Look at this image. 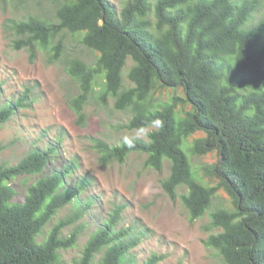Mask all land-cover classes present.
<instances>
[{
	"label": "trees",
	"instance_id": "obj_1",
	"mask_svg": "<svg viewBox=\"0 0 264 264\" xmlns=\"http://www.w3.org/2000/svg\"><path fill=\"white\" fill-rule=\"evenodd\" d=\"M261 5L262 0H123L117 9L111 0H61L55 22L30 15L10 23L18 35L15 48L25 47L30 61L37 50L44 51L77 82L78 93L68 104L78 124H84V105L95 94L102 103L111 97L114 108L131 112L120 127L155 126L146 139L119 144L94 139L103 164L122 163L129 153L140 152L145 166L160 171L167 160L161 188L170 199L178 187L186 188L180 199L190 221L209 209L217 190L227 195L232 207L209 211L207 229L218 231L203 240L224 264H264V17L250 22ZM62 31L81 34L80 42L96 54L93 64L61 59ZM29 92L25 86L14 101L0 106V126L31 106ZM198 132L202 135L187 140ZM182 146L197 156L215 152V161L193 171ZM58 147L59 140L32 148L14 164L0 163V264H62L58 251L76 242L82 224L69 235L61 232L92 203L79 199L85 184L73 180L76 158L59 159ZM3 148L0 142V152ZM27 175L37 177L23 202H15L9 182ZM202 175L216 184H206ZM67 204L72 211L36 241ZM122 210L115 207L103 217L72 264H92L97 253V264H157L164 258L152 252L135 261L130 250L144 231L118 226Z\"/></svg>",
	"mask_w": 264,
	"mask_h": 264
},
{
	"label": "rangeland",
	"instance_id": "obj_2",
	"mask_svg": "<svg viewBox=\"0 0 264 264\" xmlns=\"http://www.w3.org/2000/svg\"><path fill=\"white\" fill-rule=\"evenodd\" d=\"M61 0H0V106L14 101L24 90L30 88L33 103L19 108L13 116L0 126V142L4 148L0 152V163L14 164L34 147H45L59 140V159L76 158L77 166L72 172L73 180L83 179L85 184L80 200L89 199L92 207L77 222L63 228L61 235H69L76 225L75 244L59 250L62 264H72L80 254L89 235L103 217H109L115 207H123L118 226L135 225L144 231L140 242L130 250L136 262H141L152 252L164 255L157 264H224L212 248L203 244L209 233L218 229H207L208 213L215 207L231 208L229 198L222 190H217L209 209L199 218L190 221L180 194L186 192L184 186L176 190L174 199L163 191L160 181L168 175L169 162L164 160L160 171L144 165L145 154L131 152L125 161L103 164L99 151L93 144L101 139L109 144H119L130 138L146 139L147 133L155 128L142 130L120 127L130 117L129 110L113 107V99L102 103L92 94L84 105V124L77 123L75 112L68 100L78 93V84L66 72L61 62H50L44 51L37 50L33 61L29 60L25 47L15 48L16 36L10 27L13 20H23L33 15L49 22H55V7ZM123 0H111L118 9ZM264 17V0L259 10L250 17L256 23ZM149 19L154 21L152 12ZM61 39L65 48L61 59L76 57L93 64L96 54L80 42V33L62 31ZM131 64L126 60L122 70L123 83L130 85L126 77ZM100 89V85L95 86ZM158 100V99H156ZM202 135L198 132L187 140ZM188 155L193 171L201 172L202 167L215 161V152L203 156ZM201 179L208 185L216 180L206 175ZM37 175L17 176L9 184L16 191L13 201L23 202L26 188ZM71 183V180L67 181ZM72 204L59 209L37 235L40 242L51 226L72 211ZM136 229V228H135ZM100 253L94 256L92 264H97Z\"/></svg>",
	"mask_w": 264,
	"mask_h": 264
},
{
	"label": "clouds",
	"instance_id": "obj_3",
	"mask_svg": "<svg viewBox=\"0 0 264 264\" xmlns=\"http://www.w3.org/2000/svg\"><path fill=\"white\" fill-rule=\"evenodd\" d=\"M156 123L159 124V121H157Z\"/></svg>",
	"mask_w": 264,
	"mask_h": 264
},
{
	"label": "bare ground",
	"instance_id": "obj_4",
	"mask_svg": "<svg viewBox=\"0 0 264 264\" xmlns=\"http://www.w3.org/2000/svg\"><path fill=\"white\" fill-rule=\"evenodd\" d=\"M55 150V149H54ZM218 253V252H217ZM224 261V260H223Z\"/></svg>",
	"mask_w": 264,
	"mask_h": 264
}]
</instances>
